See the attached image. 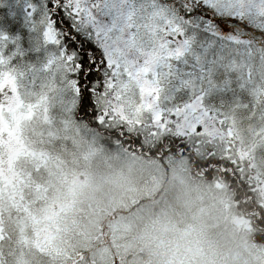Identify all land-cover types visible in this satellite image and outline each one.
Instances as JSON below:
<instances>
[{
  "label": "snow or ice",
  "instance_id": "obj_1",
  "mask_svg": "<svg viewBox=\"0 0 264 264\" xmlns=\"http://www.w3.org/2000/svg\"><path fill=\"white\" fill-rule=\"evenodd\" d=\"M50 106L182 152L230 149L231 113L264 119V0H0V115Z\"/></svg>",
  "mask_w": 264,
  "mask_h": 264
},
{
  "label": "trees",
  "instance_id": "obj_2",
  "mask_svg": "<svg viewBox=\"0 0 264 264\" xmlns=\"http://www.w3.org/2000/svg\"><path fill=\"white\" fill-rule=\"evenodd\" d=\"M67 113L70 129L62 141L43 146L29 143L37 152L47 153L46 164L22 158L15 162L10 186L0 180V264H166L173 227L192 225L195 217L194 206H187L189 195L182 197V184L174 179V171L182 174L194 197L199 191L202 204L207 198L212 201L215 186L235 199L236 214H251L252 242L264 247V203L247 177L249 170H256L257 179L264 180V151H254L260 140L253 134L264 126V119H249L246 110H237L231 113L233 146L226 150L224 144L213 141L194 154L170 149L161 138L130 135L119 127L120 120L100 125ZM70 135L79 140L71 142ZM209 148L216 157L226 158L205 165ZM242 149L249 156L240 155ZM54 163H60V169ZM153 165L160 167L157 185ZM63 169L72 176L87 173L103 193L71 196L65 189L70 177H62ZM53 175L56 182L50 179ZM113 200L119 204L113 205ZM49 212L48 219H43ZM212 224L208 216L202 227L208 230L205 239L217 242L211 255L219 260L226 247L218 244ZM38 232L54 234L38 243Z\"/></svg>",
  "mask_w": 264,
  "mask_h": 264
},
{
  "label": "rangeland",
  "instance_id": "obj_3",
  "mask_svg": "<svg viewBox=\"0 0 264 264\" xmlns=\"http://www.w3.org/2000/svg\"><path fill=\"white\" fill-rule=\"evenodd\" d=\"M30 99L35 100L36 97H31ZM67 112L59 107L50 106L46 112L37 109L30 115L17 114L13 117L7 111H4L0 115V180L5 186H10L12 183L11 180L13 178L16 161L20 162L22 158H27L31 161L34 158L36 163L40 165L46 164L49 158L47 153L44 150L37 152L29 143L36 141L43 146L59 138L62 141L65 137L66 130L70 129L68 121L69 114ZM70 140L76 143L79 139L78 137L72 138L70 135ZM235 141L236 139H234V143ZM246 150L242 149L240 155L243 154L242 156L245 157L249 156L248 152L246 154L242 153ZM237 157L240 158L239 155ZM53 165L55 168L60 169L61 167L60 163H54ZM152 168L151 172L154 171L153 174H155L154 184L156 183L157 185L161 179V174L158 171L160 167L153 165ZM62 173V177H70L69 184L65 189L71 196L76 197L80 192L88 193L90 196L95 193H99L98 195L100 196L103 193L101 192V188H99L98 182L89 177L87 173L83 174L78 172L72 176L71 173L64 171V169ZM173 173L174 179H178L176 182L182 184V197H185L186 194L189 195V205L185 204L187 206H194L193 215L195 217L193 218L192 225L173 227L171 231L173 235L169 238L171 239L169 246L171 245L172 248L171 250L169 249L171 252L168 255V259L166 258L165 263L264 264V247L254 244L249 236L252 228L250 224L251 214L247 213L248 215H245L241 211L236 214L239 210L238 203L234 202L235 199L227 197L219 186L213 187L214 198L212 197V201H209V198H207L206 203L202 204V198L200 194H197L199 191L196 192L194 197L193 190L189 188L188 184H185L186 180L185 178L183 179L182 174L178 171H174ZM256 175H258L256 170H249L247 173V177L254 182L255 191H258L259 201L264 203V180L261 179L259 181ZM50 179L51 181H57L55 175ZM150 185L153 187L152 181ZM187 186L188 189H186ZM118 204L119 202L117 200H113V205ZM231 204L237 208H234ZM241 210H244V208H241ZM51 212L45 213L42 218L44 219L45 217V219H48V216L52 214ZM208 216H212L213 218V224L211 226L216 229V240H218V244L226 247L225 252L221 254V260L213 259L211 255L213 247L217 246V242L214 241L212 243V240L205 239L208 238V230L202 227V223ZM196 222L200 225L196 224ZM53 234V232H47L45 234L44 232L42 234L38 232L36 241L38 243L45 242Z\"/></svg>",
  "mask_w": 264,
  "mask_h": 264
}]
</instances>
